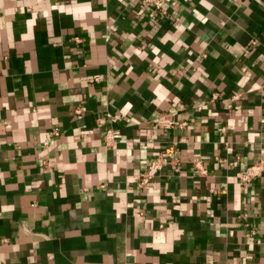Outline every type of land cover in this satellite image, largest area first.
<instances>
[{"label": "crops", "instance_id": "1", "mask_svg": "<svg viewBox=\"0 0 264 264\" xmlns=\"http://www.w3.org/2000/svg\"><path fill=\"white\" fill-rule=\"evenodd\" d=\"M167 13L0 0V264H264V0Z\"/></svg>", "mask_w": 264, "mask_h": 264}, {"label": "built area", "instance_id": "2", "mask_svg": "<svg viewBox=\"0 0 264 264\" xmlns=\"http://www.w3.org/2000/svg\"><path fill=\"white\" fill-rule=\"evenodd\" d=\"M146 3L150 7V14L152 16H166L167 13V5L171 3L173 0H141ZM234 1H242V0H234ZM75 40H79L78 37H74ZM99 78L95 77V81ZM217 97V93H213L211 96V100H214ZM199 108V107H198ZM76 113L80 112V108L75 110ZM102 122V119H99ZM157 124L159 127L164 129H171L175 126H180L184 123H176L171 117L164 115L158 121ZM59 132L55 131V135H58ZM121 132L119 130H115L112 128H107L104 132V140L107 145H110L114 141L120 139ZM168 151H164L155 155L150 161L147 163L145 168L132 176V183L137 188H144L150 184L155 175L162 169L166 162V156ZM195 166L199 169L200 172H206L203 167L201 160L199 158L194 159ZM264 171V158L260 157L252 162L250 165L246 166L244 169L239 170L237 172V177L239 181L243 184H248L257 177L261 175Z\"/></svg>", "mask_w": 264, "mask_h": 264}]
</instances>
